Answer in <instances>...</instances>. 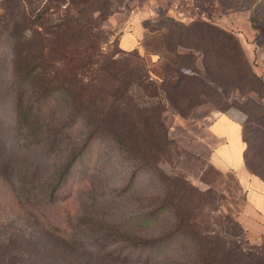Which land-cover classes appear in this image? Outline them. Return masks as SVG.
<instances>
[{
  "label": "rangeland",
  "instance_id": "rangeland-1",
  "mask_svg": "<svg viewBox=\"0 0 264 264\" xmlns=\"http://www.w3.org/2000/svg\"><path fill=\"white\" fill-rule=\"evenodd\" d=\"M14 5L9 0L4 7L12 11ZM112 10L99 21L100 50L106 55L128 47L130 41L124 35L134 36L137 29L156 35L166 31L172 42V29L179 24L187 27L180 29L181 39L185 44L196 43L197 49L179 47L180 58L164 49L151 54V40L145 44L147 51L140 48V59L129 58L131 64H144L153 82L164 79L165 83L169 78L165 75L166 63L178 66L185 83L169 95L179 105L186 100L192 104L210 101L193 108H198L196 116L206 114L208 109L219 113V108L240 117L244 124L246 111L257 112L246 102L264 104V99H260L264 84L260 87L244 75L240 57L241 50L251 71L264 80V0H115ZM6 18L3 14L1 22L8 31L11 25ZM198 22L212 24L231 35V39L222 40L208 33L199 41ZM248 23L251 35H237L245 26L248 29ZM156 38L160 42L158 35ZM26 39L29 41V34ZM28 41H24L25 49ZM8 52L0 42V264H220L216 258L210 263L205 261L191 232L224 239L225 228L238 232L232 223L226 225L227 215L239 224V219L245 220L251 227L248 230L240 224L243 236L230 238L240 247L237 252L241 263L247 261V247L264 246V209L258 210V216L250 212L246 206L251 186L243 190L234 174L231 178L213 170L206 173L204 181L216 192L215 202L201 212L185 214L180 208L183 205L177 206L180 189L166 178L173 182L180 172L198 189L208 186L200 181L201 173L189 175L179 169L180 156L195 148L183 138L178 128L182 118L166 99L162 121L168 130L171 163L165 155L156 154L153 166L141 165L109 135L89 136L81 123L63 130L61 136L51 130L41 134L38 126L46 123L48 116L39 110L28 129L17 127L14 98L4 93L11 79L6 71ZM204 66L209 71V84L217 93L203 82L207 77ZM66 105L57 100L48 102V107L57 111L55 120L68 114ZM259 131L252 124L246 125V136L252 144ZM260 139L261 143H255L261 158L254 164L259 165L261 174L249 176L257 183L254 189L264 194V150H260L264 138ZM72 157L76 158L75 169L64 181L63 165L65 159ZM52 187L62 188L61 194L49 196ZM221 247L218 245V250ZM252 252L256 261L264 263L263 255Z\"/></svg>",
  "mask_w": 264,
  "mask_h": 264
},
{
  "label": "trees",
  "instance_id": "trees-1",
  "mask_svg": "<svg viewBox=\"0 0 264 264\" xmlns=\"http://www.w3.org/2000/svg\"><path fill=\"white\" fill-rule=\"evenodd\" d=\"M6 1L9 2L1 0L0 4V33H3L0 35V42L9 51L6 71L11 79L8 90L4 93H9L14 98L17 127L28 129L37 117L36 111L39 110L48 116L47 122L38 126L41 134L51 130L61 136L63 130L81 123L87 128L89 136L100 133L109 135L126 155L137 159L141 165L149 163V167L153 166L152 159L156 154L165 155L167 162L171 161L172 150L167 147L168 130L162 121L164 99L182 119H188L195 106L210 101L192 104L186 100L183 105H179L169 95L170 91L178 90L185 83V75L178 66L166 63L165 75L169 78L165 79V83L164 79L153 82L144 64L130 63L129 57L141 58L136 48L130 51L120 49L110 55L100 50L102 35L99 21L112 13V2L115 0H10L15 4L12 11L4 7ZM2 12L4 18L7 17L5 21L11 25L8 31L2 26ZM197 24L200 26V30H197L199 41L208 33L209 36L222 40L231 39V35L212 24ZM183 28L187 27L179 24L172 29L175 33L172 42L166 31L161 32L164 50L176 58L181 57L179 47L197 49L196 43L190 45L182 41L180 29ZM26 34L30 36L29 41ZM24 41L29 43L27 49L24 48ZM235 43L238 45L237 39ZM201 52L205 53L203 50ZM240 55L244 75L263 87L264 80L251 71L250 64L241 50ZM204 57L203 55V61ZM192 61L195 62V58ZM193 71L197 73V70ZM204 72L207 77L203 82L211 91L216 92L209 84L212 82L206 66ZM251 91L255 92L254 89ZM260 99H264V96ZM51 100L67 104L65 112L68 114L55 120L57 111L51 106L48 107ZM246 103L255 107L257 112L246 111L247 120L241 125L243 162L250 175L259 176V165L254 163H258L261 157L257 154L256 149H259V146L255 142L261 143L260 138H264V104L252 100ZM217 110L219 113H225L219 108ZM251 124L255 126V130H260V133L253 137V144L246 136V125ZM262 149L264 150V142L261 144L260 150ZM75 162L76 158L73 157L65 159L64 181L72 176ZM210 170L219 176H233V172L222 173L207 164L203 170L205 174L202 171L199 178L208 186L205 190L193 186L180 172L176 173L173 182L172 179L166 178L174 188L180 189L177 206L183 205V208L180 207L181 212L189 214L196 210L199 213L206 205L215 202L216 192L204 181L206 173ZM58 189L52 187L49 196H59L62 188ZM225 222L227 226L232 223L238 232L230 231V227L225 228L223 239L214 234L206 235L204 232L192 230L191 237L202 251L205 261L210 263L216 258L220 264H264L256 261V254L252 252L257 251V254L264 256V246L259 249L247 247V261H239L237 251L240 247L230 238L242 237L243 228L229 215ZM199 228L202 229L201 226ZM218 245L222 246L219 250Z\"/></svg>",
  "mask_w": 264,
  "mask_h": 264
},
{
  "label": "crops",
  "instance_id": "crops-1",
  "mask_svg": "<svg viewBox=\"0 0 264 264\" xmlns=\"http://www.w3.org/2000/svg\"><path fill=\"white\" fill-rule=\"evenodd\" d=\"M246 28L247 26L243 30L239 29L240 33L237 35L242 36V38H247L248 34L251 35L249 23L248 29ZM157 35L160 42L156 38ZM157 35L143 29L139 31L137 29L134 36L124 35L129 38L130 44L128 47L121 45L122 50L130 51L136 48L139 51L140 48H143L147 51L145 44L147 42L148 44L151 43L152 40L154 51L150 53L159 54V52H163L164 48L161 35ZM197 109L193 110L188 119L178 120L180 125L178 128L184 135L183 138L188 139L189 143L195 148L194 152H185L183 156H180L179 169L189 175H196L202 173L207 164H211L222 173L233 172L239 187L245 190L248 186H251V189H248L247 192L246 207L254 216H258V210L264 209V194L254 189L257 187V183L251 180L244 167V144L241 138L242 123L240 117L236 118V115H229L228 113H215L210 109L206 114L196 116ZM239 220L242 227L248 230L251 229L245 220Z\"/></svg>",
  "mask_w": 264,
  "mask_h": 264
}]
</instances>
